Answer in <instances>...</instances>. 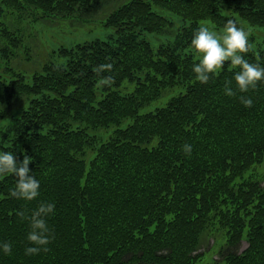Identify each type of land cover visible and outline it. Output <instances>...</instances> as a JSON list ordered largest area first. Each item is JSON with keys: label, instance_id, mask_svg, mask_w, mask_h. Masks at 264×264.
I'll use <instances>...</instances> for the list:
<instances>
[{"label": "trees", "instance_id": "trees-1", "mask_svg": "<svg viewBox=\"0 0 264 264\" xmlns=\"http://www.w3.org/2000/svg\"><path fill=\"white\" fill-rule=\"evenodd\" d=\"M102 8L110 40L63 46L55 53L65 63L46 61L30 78L14 65L32 60L33 24ZM228 19L264 27V0H0V106L19 110L0 149L32 157L40 182L29 202L11 197L15 176H0V243L12 244L11 255L0 248V264H200L221 237L228 247L207 264H264V182L242 178L264 161V84L229 97L225 82L236 90L239 70L230 62L207 84L193 72L194 32ZM146 33L162 41L154 47ZM249 41L245 59L264 65V40ZM105 63L114 70L97 74ZM127 83L135 86L123 95ZM173 90L164 106L141 112ZM40 201L55 204V240L29 256L17 212ZM204 238L213 241L200 251Z\"/></svg>", "mask_w": 264, "mask_h": 264}, {"label": "clouds", "instance_id": "clouds-1", "mask_svg": "<svg viewBox=\"0 0 264 264\" xmlns=\"http://www.w3.org/2000/svg\"><path fill=\"white\" fill-rule=\"evenodd\" d=\"M194 54L198 57V63L193 64L195 79L201 84H207L214 77L219 76L226 63L230 62L232 68L239 70L234 74L236 90L231 87L232 81H226L224 94L234 97L239 93L256 91L258 86L264 84V65L261 63H250L245 56L253 51V45L249 41L248 32L238 26L234 19L225 22L222 33H218L206 24H201L194 32L191 41ZM114 70L112 63L99 65L97 74L105 71L111 73ZM113 78L108 76L100 81L108 84ZM240 102L245 107H252L253 101L250 97L241 95ZM183 151L190 158L192 147L189 144L183 146ZM32 157L25 155L20 162L12 152H0V176L11 174L16 178L15 188L11 190V197L18 200L34 201L40 196V182L35 175L30 174L29 164ZM21 221H27L29 231L27 233L28 245L25 248L26 255H38L41 252L50 251L48 245L55 240V233L48 223V219L55 215V204L40 201L33 210L18 211ZM5 255L12 254V244L0 243Z\"/></svg>", "mask_w": 264, "mask_h": 264}, {"label": "rangeland", "instance_id": "rangeland-1", "mask_svg": "<svg viewBox=\"0 0 264 264\" xmlns=\"http://www.w3.org/2000/svg\"><path fill=\"white\" fill-rule=\"evenodd\" d=\"M112 1V0H110ZM117 1V0H114ZM105 8V7H104ZM104 8L98 10L93 16H76L61 18L58 17L54 20H43L38 24H33V28L30 30L31 44H32V60L27 61L25 59H17L14 65L28 78H30L32 72L40 67V65L46 61H54L56 63H65L66 58L58 52L59 48L73 47L80 43L89 42L92 40H110L116 35L115 28L106 25V15L110 10H104ZM107 9L111 8V4L106 6ZM54 21V22H53ZM205 24V23H204ZM213 30L218 33H222L223 29H217L216 27L209 25ZM247 32L249 37H254L255 41L264 40V27L248 26ZM146 37L153 43L154 47L162 41V36H156L153 33H146ZM11 77V75H8ZM134 84H124L119 91L121 94L126 95L134 89ZM178 91H168L161 98L151 102L144 107L141 112L155 110L156 108L164 106L167 101L177 93ZM3 113L0 114V132L5 129L6 124L10 123L12 115H18V108H9L0 106ZM2 141L0 133V142ZM1 152V149H0ZM242 178H256L264 182V161L261 164H256L252 168L248 169L242 176ZM240 178L239 180H241ZM213 238H204L200 251L209 247L212 244ZM247 242L237 248H231L230 250L241 252L247 247ZM222 247H228L224 237L218 238L217 243L206 251L200 264H207L213 262L215 257H220V250ZM226 248H224L225 250Z\"/></svg>", "mask_w": 264, "mask_h": 264}]
</instances>
